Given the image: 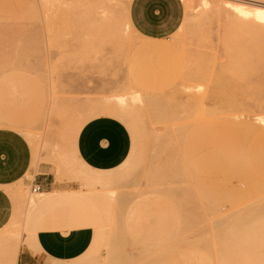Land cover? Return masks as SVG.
Instances as JSON below:
<instances>
[{"label":"rangeland","instance_id":"374dc122","mask_svg":"<svg viewBox=\"0 0 264 264\" xmlns=\"http://www.w3.org/2000/svg\"><path fill=\"white\" fill-rule=\"evenodd\" d=\"M130 2L0 0V120L22 116L33 151L0 229V248H18L8 264L36 231L91 215L98 243L81 264H264V22L235 8L264 0H184L180 29L161 40L135 31ZM104 115L132 134L108 172L74 151ZM40 165L71 218L31 208Z\"/></svg>","mask_w":264,"mask_h":264},{"label":"crops","instance_id":"0c3cea01","mask_svg":"<svg viewBox=\"0 0 264 264\" xmlns=\"http://www.w3.org/2000/svg\"><path fill=\"white\" fill-rule=\"evenodd\" d=\"M185 12L184 0H131L129 6V17L135 31L153 40L165 39L175 34L184 21ZM0 123L12 126L0 127L2 229L10 222L15 212L14 198L9 189L25 180L32 170L33 151L26 136L19 131L24 124L22 116L3 119ZM131 150L130 129L120 119L108 115L88 121L74 143V151L80 163L101 172L112 171L123 165ZM54 185V188L50 187ZM62 185L63 183L54 181L46 166H39L33 187L40 186L39 191L44 193L67 191L62 190ZM50 209L65 213L59 214L61 217L49 216L48 219L71 218L67 208L54 206ZM88 219H92L89 226H74L71 222L66 229L52 225L36 231L32 238L19 248L18 264H62L69 261L81 264L98 243V234L93 227L97 224L96 216L91 215Z\"/></svg>","mask_w":264,"mask_h":264},{"label":"bare ground","instance_id":"6f19581e","mask_svg":"<svg viewBox=\"0 0 264 264\" xmlns=\"http://www.w3.org/2000/svg\"><path fill=\"white\" fill-rule=\"evenodd\" d=\"M99 1H103V0H99ZM207 1V0H206ZM205 2V1H204ZM106 3V2H105ZM209 3V2H208ZM99 4H100V2H99ZM103 5V4H102ZM206 4L204 3V6H205ZM216 5V4H215ZM211 6V5H210ZM206 7V6H205ZM236 8V11L237 12H239L240 14H238V16L239 15H246V16H253V17H255V20H260V22H264V8H257V9H255V10H250V8L248 9V8H245V7H242V6H238V7H235ZM98 9H100V8H98ZM105 9V8H104ZM209 9V8H208ZM235 10V9H234ZM233 10V11H234ZM96 11H98L97 9H96ZM110 11V10H109ZM108 11V12H109ZM100 13V11L97 13V19H98V16H100V15H98ZM102 13V12H101ZM236 13V12H235ZM102 15V14H101ZM237 15V14H236ZM236 17V16H235ZM103 18V17H102ZM105 18V17H104ZM238 19H241V18H239V17H237ZM242 18H243V16H242ZM101 19V18H100ZM252 19V18H251ZM103 20V19H102ZM243 20V19H242ZM257 20V21H258ZM101 21V20H100ZM104 21H105V19H104ZM238 21H241V20H238ZM231 22V21H230ZM238 23V22H237ZM242 23V22H241ZM240 23V24H241ZM244 23V22H243ZM242 23V24H243ZM258 23V22H257ZM239 24V23H238ZM245 24V23H244ZM262 26V25H261ZM236 27H238V26H236ZM235 27V28H236ZM239 27H241L240 25H239ZM238 27V28H239ZM238 28H237V30H238ZM249 28V27H248ZM263 28V27H262ZM254 29V28H253ZM255 30V29H254ZM245 32V31H244ZM247 32H249V31H247ZM253 33V32H252ZM254 33H256V32H254ZM246 34H248V33H246ZM250 36H251V34H249ZM250 36L247 38V39H249L250 38ZM242 37H245V36H242ZM246 38V37H245ZM252 38V37H251ZM254 38V37H253ZM250 40V39H249ZM249 40H248V42H249ZM252 40V39H251ZM264 40V39H263ZM244 42V41H243ZM259 42V41H258ZM252 43H253V41H252ZM255 43H257V42H255ZM244 44V43H243ZM254 44V43H253ZM258 45H260V44H258ZM250 46V45H249ZM254 47H255V45H253ZM257 46V45H256ZM255 48H257L258 49V46L257 47H255ZM255 48H253L252 47V49H255ZM260 48V47H259ZM246 49V48H245ZM262 49V48H261ZM247 50V49H246ZM263 50V49H262ZM248 51V50H247ZM246 51V52H247ZM261 51V50H260ZM250 53V52H249ZM250 55V54H249ZM264 55V54H263ZM251 56V55H250ZM254 56V55H253ZM264 57V56H263ZM263 57H261V58H263ZM264 65V64H263ZM262 68H263V66H262ZM264 69V68H263ZM121 104V103H120ZM125 106V105H124ZM126 108L125 107H122V105H121V107H120V110L122 111V112H124L123 110H125ZM261 122V121H260ZM20 185V184H19ZM21 186V189H22V185H20ZM18 189L16 188H14V190L12 189H10L9 191H10V193L13 195V194H15L16 193V191H17ZM20 191V190H19ZM64 202V199H62V195H61V193L60 192H52V193H41L40 194V197H38V198H34V199H32L31 201H30V206H31V208L33 209V210H38V209H43V208H48V207H54V206H57V205H60V204H62ZM63 208H66V207H63ZM67 212H68V214H70V210H69V208H67ZM90 222L91 221H88V222H82V223H80V224H72V225H74V226H84V225H86V226H89V225H91L90 224ZM1 237V236H0ZM0 240H1V238H0ZM10 242H12V241H9V243H5L4 244V246L3 247H1L0 248V264H8V261H9V259L12 257V256H14V253L16 254L17 253V251H18V248L16 247V245L14 244V243H10ZM249 256V255H248ZM251 258V257H250Z\"/></svg>","mask_w":264,"mask_h":264},{"label":"built area","instance_id":"2783aa9c","mask_svg":"<svg viewBox=\"0 0 264 264\" xmlns=\"http://www.w3.org/2000/svg\"><path fill=\"white\" fill-rule=\"evenodd\" d=\"M40 190V186L33 187L34 192H38Z\"/></svg>","mask_w":264,"mask_h":264}]
</instances>
